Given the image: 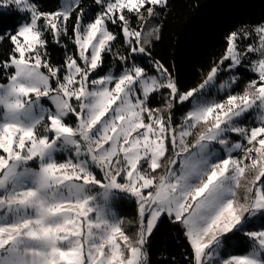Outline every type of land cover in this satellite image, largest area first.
Returning <instances> with one entry per match:
<instances>
[{"label": "snow or ice", "instance_id": "obj_1", "mask_svg": "<svg viewBox=\"0 0 264 264\" xmlns=\"http://www.w3.org/2000/svg\"><path fill=\"white\" fill-rule=\"evenodd\" d=\"M82 3L45 12L0 0V19L17 17L0 31L11 46L0 60V264H152L165 217L187 264H264V22L228 33L219 61L182 91L152 52L169 0H94L91 18ZM47 34L75 48L62 45L60 65ZM241 69L253 78L236 92ZM121 195L137 206L134 235L111 208ZM241 237L248 248L235 254Z\"/></svg>", "mask_w": 264, "mask_h": 264}, {"label": "trees", "instance_id": "obj_2", "mask_svg": "<svg viewBox=\"0 0 264 264\" xmlns=\"http://www.w3.org/2000/svg\"><path fill=\"white\" fill-rule=\"evenodd\" d=\"M37 3L45 12H54L61 5L60 0H37ZM82 7L87 11L86 18L93 17L99 10L92 0H83ZM16 19V16L0 19V31L14 25ZM159 22L162 24L161 39L152 49L153 56L173 68L183 91L196 87L213 63L219 61L226 48L228 33L240 26L251 27L264 22V0H169ZM136 23L133 20V25ZM46 39L48 56L53 64L64 62L66 50L63 44L68 45L67 52L75 51L67 37L62 38L61 44L54 43L51 34H47ZM10 47L7 41L0 43V60L7 57ZM112 62L110 56L106 57L100 74ZM240 74L242 79L240 86L234 89L236 92L241 91L245 82L252 78L244 69ZM159 103L160 98L153 96L152 105L155 107ZM125 209L128 216L135 213L134 199L127 198ZM243 250L240 248L239 252ZM190 252L182 231L166 217L163 218L150 239L152 264H170L172 257H175V264H187L185 256ZM164 256L168 259H161Z\"/></svg>", "mask_w": 264, "mask_h": 264}, {"label": "rangeland", "instance_id": "obj_3", "mask_svg": "<svg viewBox=\"0 0 264 264\" xmlns=\"http://www.w3.org/2000/svg\"><path fill=\"white\" fill-rule=\"evenodd\" d=\"M92 1H94V0H92ZM60 2H61V0H60ZM112 66H113V62H112L110 67H112ZM110 67H108L104 72H106ZM223 79H226V76L222 75L221 76V80H223ZM213 96L214 97L216 96L215 92H213ZM45 103L47 104L46 101H45ZM181 115H182L181 111H176L175 112V117H176L177 120L180 119ZM69 123H73V121L70 120ZM57 158L60 159V160H63L65 157L58 155ZM97 191H99V189H97ZM127 198H130V197H128L126 195H121L120 197H117L114 201L111 202V208H112V211H114L117 214V216H119V217L124 219V221H125L124 227L127 230V233L129 235H134L135 232H136V228H137V224H136V221H137V206H136L135 213L133 215L128 216L126 214V209H125L126 208ZM129 222H131V223H129ZM257 227H258V225H257ZM234 240H238V247L235 249V254L244 253L247 250V248H248L247 240L242 238V237L241 238H234ZM240 248H244V250L242 252H239Z\"/></svg>", "mask_w": 264, "mask_h": 264}]
</instances>
